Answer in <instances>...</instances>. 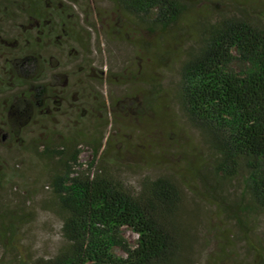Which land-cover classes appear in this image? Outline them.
Returning <instances> with one entry per match:
<instances>
[{
	"label": "trees",
	"instance_id": "1",
	"mask_svg": "<svg viewBox=\"0 0 264 264\" xmlns=\"http://www.w3.org/2000/svg\"><path fill=\"white\" fill-rule=\"evenodd\" d=\"M106 1L161 65L174 52L169 41L185 37L180 23L190 22L193 33L175 50L171 94L209 153L188 162L193 188L199 187L191 193L170 171L144 174L132 185L120 173L121 140L112 143L108 134L103 142L100 128L108 122L113 128L121 99L109 93L106 101L98 87L140 83L132 96H143L155 112L167 89L156 76L95 68L81 0H0V145L24 143L43 160L50 196L42 206L60 222L59 244L34 264H195L204 231L218 241L204 264H264L258 232L264 223V2L249 9L239 0L221 6L209 0ZM116 32L132 36L112 25L108 38ZM81 145L89 146L91 158L75 168ZM1 160L0 188L9 181ZM232 180L241 183L239 192L226 188ZM26 200L10 209L0 205V239L9 246L32 217ZM199 201L226 215L236 232L217 231L202 218ZM123 228L136 234L134 244Z\"/></svg>",
	"mask_w": 264,
	"mask_h": 264
},
{
	"label": "rangeland",
	"instance_id": "2",
	"mask_svg": "<svg viewBox=\"0 0 264 264\" xmlns=\"http://www.w3.org/2000/svg\"><path fill=\"white\" fill-rule=\"evenodd\" d=\"M209 1L215 2V6H221L222 3H232L236 0ZM239 1L249 9L264 2V0ZM81 2L87 8V22H91L86 27L90 32V57L95 68L102 69L103 74L105 67H108L112 73L142 72L143 76H156L167 89L159 101L160 110L155 112L154 109L145 106L143 96H132L136 91V85L140 83L134 84L129 81L115 85L110 82L108 85L98 87L108 95L106 101L111 99L109 93L111 97L121 99L117 105L120 114L113 128L109 122L100 127L104 133L103 142L108 134L111 135L112 143L121 140L118 143L124 147L122 155L125 164L120 168V173L135 185L138 178L144 174L170 171L180 178L183 177L182 180L188 185V193L198 189L199 187L193 188L194 181L188 171V162H200V158L208 155L209 150L204 146L199 133L185 120L171 94L177 78L176 67L179 58L175 50L184 46L187 39L189 40L190 36L188 38L186 34L193 33V27L189 26L190 22L180 23L179 29L186 31L184 36L187 39L181 37L175 44L169 41L168 47L174 52L167 58V63L161 65L152 53L138 45V34L129 29L127 18L112 12L109 2L106 0H81ZM73 9L75 13L79 12L80 18L83 17L78 5ZM190 17L191 20L195 19L196 13ZM112 25H117L120 29L127 28L132 36L116 32L114 37L108 38V30ZM23 144L9 147L0 145V157L3 159L0 160L6 166L5 171L9 178V181H4L1 185L0 205L3 209L5 206L10 209L18 202L29 199L26 200L28 202L25 210L30 211L32 217L23 224L11 246L0 239V264H19L20 261L21 264H34L37 257L51 255L60 242L59 219L52 211L42 206L43 201L50 196L49 188L45 185L43 160L33 152L27 151ZM114 147L117 148L118 145ZM80 149L78 158L80 164L75 168L85 167L91 158L89 146L81 145ZM225 186L227 189H235L236 192L242 188L237 180L226 182ZM198 208L202 218L207 216L206 219L217 231L225 234L236 232L233 223L215 206L199 201ZM258 227L260 237L264 238V223H258ZM122 231L127 241L134 244L136 234L127 228H123ZM200 237L195 264H204L206 258L212 255L211 252L218 249V241L211 233L204 231ZM227 241V245L229 243L231 247L230 241ZM234 246L236 250L241 247L238 243ZM114 252L123 255L119 248H115ZM208 264H213V261L210 260Z\"/></svg>",
	"mask_w": 264,
	"mask_h": 264
}]
</instances>
